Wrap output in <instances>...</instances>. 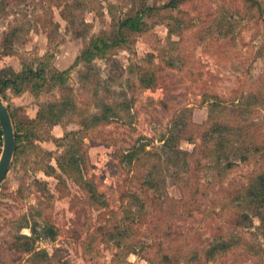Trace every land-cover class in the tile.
Returning a JSON list of instances; mask_svg holds the SVG:
<instances>
[{"label": "rangeland", "instance_id": "rangeland-1", "mask_svg": "<svg viewBox=\"0 0 264 264\" xmlns=\"http://www.w3.org/2000/svg\"><path fill=\"white\" fill-rule=\"evenodd\" d=\"M167 2L0 0V68L15 72L21 60L46 53L65 70L91 38L146 7L142 32L71 71L66 87L74 110L43 122L41 140H24L0 184V264H264V218L241 199L264 173V0H189L164 9ZM146 69L154 73L151 89L138 81ZM63 94L0 96L24 120L60 107ZM103 105L114 117L93 125ZM180 120L181 139L169 142ZM222 124L233 127L235 149L258 145L262 152L233 157L236 165L226 170L214 160L218 138H203ZM75 131L84 137L85 178L98 202L56 162L66 147L54 140ZM141 146L151 154L131 165L120 160ZM148 172L158 182L152 189L143 184ZM239 212L249 225H234ZM24 216L39 232H56L35 240L30 255L13 247L16 234L30 235L19 229ZM219 239L229 248L207 260L205 251Z\"/></svg>", "mask_w": 264, "mask_h": 264}, {"label": "trees", "instance_id": "trees-1", "mask_svg": "<svg viewBox=\"0 0 264 264\" xmlns=\"http://www.w3.org/2000/svg\"><path fill=\"white\" fill-rule=\"evenodd\" d=\"M189 0H168L162 7L164 9H176L178 6L184 4ZM143 12H136L133 15H127L123 19L118 20L117 24L111 33L91 38L86 46L81 50L78 56H76L73 63L65 70H56L52 65L53 55L46 53L43 56H35L31 59L21 60V70L15 72L11 68H0V95L5 100L9 94L11 96H20L24 92L31 93L34 97H38L43 93L51 92L54 89H61L64 92L61 97L62 105L56 107L55 105H48L46 109H41L35 118H23L19 119L13 113L9 112L13 121L15 130V155L12 163V167L19 161L24 151V140H41L42 134H39L42 130V123L46 121H52V119L59 120L61 114L67 111L72 112L74 110V103L69 89L66 87L71 71L78 67L80 64L89 65L97 58L105 57L111 49L118 48L126 45L129 41L130 35L143 31L144 22L142 16L146 7L143 8ZM151 9V8H150ZM12 32L7 34L4 38V43L10 41ZM2 53H0L1 57ZM140 85L144 89H151L155 85L154 73L146 72L140 73L138 78ZM69 93V96H68ZM216 104H212V108ZM104 111L101 115L92 116L91 123L97 125L100 122H106L111 117L113 109L107 105H103ZM114 117V116H112ZM177 121L174 124L176 132L168 138L169 142H178L181 139L179 136V128H185L183 122ZM55 125V124H53ZM84 127H86L84 125ZM232 126L228 124L219 125L218 128H213L209 132H204L203 138L206 142H211V138L215 136L218 140L215 141V154L214 160L216 163L224 165V168L230 169L235 164L233 157L239 158L238 161L248 160L250 153H261L262 147L258 145L252 148L235 149L232 145L231 132ZM182 130V129H181ZM212 134H214L212 136ZM0 136L2 132L0 129ZM82 133L79 131L67 132L60 139L54 140L55 143H60L66 147L63 157L56 159L58 168L69 177L79 181L81 188L89 195L90 199L98 202L100 195L96 193V188L92 182L85 178V168L87 166V157L83 147ZM74 141V143L72 142ZM166 146V145H165ZM166 148H168L166 146ZM176 156V160L185 162V156L179 155L178 149H171ZM203 149L201 148V151ZM170 151V150H169ZM49 154V152L47 153ZM144 146L132 147L127 150L126 153L120 155V160L127 165H131L140 161L146 155ZM204 157H207V151H202ZM240 154V156L238 155ZM181 156V157H180ZM191 156V155H190ZM146 160V158H145ZM244 190V194L241 197L243 202H246L248 206L254 207L257 211L255 214L260 220L264 218V173L257 174ZM143 184L152 189L157 185V180L153 178V172H148L143 176ZM4 181V180H3ZM240 197V196H239ZM235 226H247L251 223L248 214L239 212L234 218ZM264 222V220H263ZM262 222V223H263ZM38 224L30 222V220L24 216L19 229H28L30 235L18 234L15 235L13 247L16 251L30 255L34 251L35 240L39 238H51L53 239L56 232L53 227L46 226L40 230H37ZM108 232H111L108 230ZM122 235V233L119 232ZM229 248V244L224 240H215V242L205 251L204 257L207 260L214 259L217 253H224ZM46 256V253L43 252ZM166 258V256H164Z\"/></svg>", "mask_w": 264, "mask_h": 264}, {"label": "water", "instance_id": "water-1", "mask_svg": "<svg viewBox=\"0 0 264 264\" xmlns=\"http://www.w3.org/2000/svg\"><path fill=\"white\" fill-rule=\"evenodd\" d=\"M0 129L2 132V150L0 154V184L5 179L15 155V130L8 106L0 96Z\"/></svg>", "mask_w": 264, "mask_h": 264}, {"label": "built area", "instance_id": "built-area-1", "mask_svg": "<svg viewBox=\"0 0 264 264\" xmlns=\"http://www.w3.org/2000/svg\"><path fill=\"white\" fill-rule=\"evenodd\" d=\"M1 150H2V136H0V154H1Z\"/></svg>", "mask_w": 264, "mask_h": 264}, {"label": "crops", "instance_id": "crops-1", "mask_svg": "<svg viewBox=\"0 0 264 264\" xmlns=\"http://www.w3.org/2000/svg\"><path fill=\"white\" fill-rule=\"evenodd\" d=\"M29 118H32V117H29Z\"/></svg>", "mask_w": 264, "mask_h": 264}]
</instances>
